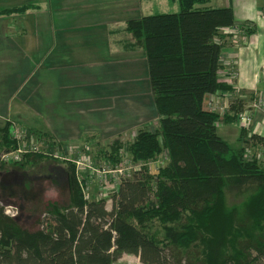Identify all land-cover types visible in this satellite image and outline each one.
Masks as SVG:
<instances>
[{
    "label": "trees",
    "instance_id": "1",
    "mask_svg": "<svg viewBox=\"0 0 264 264\" xmlns=\"http://www.w3.org/2000/svg\"><path fill=\"white\" fill-rule=\"evenodd\" d=\"M178 1V12L133 18L126 26L130 45L146 55L158 126H142L132 141L116 140L111 155L104 153L109 160L121 159L123 149L133 160L164 153L163 167L120 177L108 209L106 197L85 195L74 163L60 162L66 177L53 182L66 199L31 203L35 218L27 226L5 212L2 198L24 205L36 197L33 182L22 183L20 194L6 183L44 156L0 162V264H115L123 254L143 264H264V159L246 157V146L264 145V137L253 133L248 141L242 129L241 145H231L217 130L219 114L204 106L207 95L233 89L219 72L225 39L232 37L222 29L235 26L234 11L205 6L210 0ZM240 109L234 102L224 120L235 121ZM3 125L0 153L16 145Z\"/></svg>",
    "mask_w": 264,
    "mask_h": 264
},
{
    "label": "crops",
    "instance_id": "2",
    "mask_svg": "<svg viewBox=\"0 0 264 264\" xmlns=\"http://www.w3.org/2000/svg\"><path fill=\"white\" fill-rule=\"evenodd\" d=\"M142 1L152 2L0 0V78L9 83L4 91L6 99L0 104V111H4V114L0 113V116L45 130L67 142L82 141L87 134L100 135L103 130L107 134L105 131L114 129L117 125L116 114L109 116L110 121L105 124L107 128L102 125V120L97 119L96 115L103 110L99 100L102 96L104 99L105 89H110L116 95H121L120 90L136 91L135 78L138 74L146 79L148 67L145 52L142 47L130 45L131 35L126 29L128 20L150 15L142 13ZM157 1L165 8L169 1H173L180 10L178 0ZM205 6L231 7L235 26L243 32L253 30L241 42L233 36L225 39L219 80L233 88L220 94L225 108L229 106L223 111L225 116L233 113L230 106L234 102L244 109L264 93V78L261 76L264 69V0H210ZM6 9L19 10L7 14L4 13ZM222 32L226 34L225 29ZM137 60L141 64L135 65ZM119 62H124L126 66L119 65ZM75 64L82 67H72ZM232 67H235L237 77L229 83L227 77ZM57 69L66 72H55ZM36 75L38 79L32 87L22 85L23 78ZM25 88L28 89L27 94H35L37 91L43 94V100L32 109L31 114L23 112L26 107L31 109L25 100H21L16 108L13 107V92L17 96ZM88 88L93 90L87 97ZM61 93L66 97L57 99V102L56 95ZM46 95L50 97L46 98ZM211 96L213 94L206 96L205 108ZM88 99L93 102L94 111L90 123L87 121V108L83 107V102ZM130 103L129 99L124 98L119 107L122 111L132 110L134 107ZM65 106H69L66 108L67 114L62 110ZM57 114L60 119L58 122L53 120ZM224 116L217 122V130L221 131L219 134L229 143L228 138L234 137V145H241V128H236L235 121L224 120ZM253 127L255 133L257 131L264 136L263 111H254Z\"/></svg>",
    "mask_w": 264,
    "mask_h": 264
},
{
    "label": "rangeland",
    "instance_id": "3",
    "mask_svg": "<svg viewBox=\"0 0 264 264\" xmlns=\"http://www.w3.org/2000/svg\"><path fill=\"white\" fill-rule=\"evenodd\" d=\"M158 2L159 1L157 0H152L151 3H146V1H142V4H143L142 5L143 7L141 8L142 13L151 15V14H158V13H164V12L179 11V8L176 7V5L174 4L175 2L173 1L168 2L167 8H165L166 6L159 5ZM137 63L141 64L139 60L136 61L135 65ZM118 64L124 67L126 66L124 62H119ZM72 67H82V66H78L75 64V65H72ZM43 70L44 69L42 68L41 71ZM55 72H59V69H57ZM65 72L63 71L59 73L63 74ZM148 78H149V75H148V68H147L146 79L143 75H140V74L136 75V78H135V83L137 84L136 91L132 90L134 92H130L127 89L120 90L121 95L120 94L116 95L110 92V89L108 90L105 89V91L103 90V93L105 92L104 99L102 96L101 100H99V102L101 101L102 103L103 110H100L99 114L96 115L97 119L99 121L102 120V125L105 126V124L110 121L109 120L110 115L114 113L117 116V120H116L117 125L111 131H105L107 134H105L103 130V132L100 135L87 134L86 136H84V138H82V141L80 140V141H68L67 142V141H63L55 137L54 135H51L45 130L35 129V127L31 128L30 126H28V124L26 125L24 122L23 124L19 120H10L8 118L5 119L0 116V146L5 143L4 142L5 138L3 137V126H4L3 124L8 123V133H9L10 124L13 122H16L18 125L21 124L22 127L28 131L27 139H28L29 144L33 143V141L36 138H39L40 139L39 143L41 146H43L42 144L44 143H48L49 141H52V142L58 143L57 145L60 146L62 151L68 152L70 157L71 156L76 157L78 155L79 156L83 155L85 158V161L90 166V168L81 169V173H82L81 178L83 179L82 184H84L85 186V195L88 198H91L93 194L95 195L96 198L106 197L107 198V208L111 209L112 201L110 199V195L112 194V191L116 187L115 183L117 184L119 182L114 177L113 174L115 171L112 168L120 167L119 169H122V167L124 168L125 166L126 167L125 169L128 168V170H130L132 168L131 170L133 171L138 170L140 168L145 170L146 168L150 170L151 173L155 174L165 164V154L164 153L157 154L154 157L149 158V159L133 160V157L129 153V151L123 149L122 157L119 160H117L114 156L111 160H109L107 157H104V153H110L111 149L115 147L114 142L116 140L126 145V143L133 140L138 128L142 126H148L153 131L158 126L159 115L155 107L150 83H148ZM37 79H38V75L34 77L26 76L25 78H23L21 82L24 87H32ZM6 81H7L6 79L0 78V104L1 105L6 99V94L4 91L7 90V88L9 87V83ZM92 90H93L92 88H88V93L85 96L87 97L90 96L89 94ZM26 92H28V89L26 88L17 96L15 95V91L13 92V98L15 99V105L13 107L16 108V105H18L21 100L22 101L25 100L26 102H28L27 104L30 105L31 109L26 107V110L24 109L23 112L25 111L28 114H31L32 109H34L37 105H39L40 104L39 102L43 100V94L40 91H37L35 94H27ZM47 96L50 97L49 95H46V98H48ZM56 96H57L56 101L59 98L66 97L65 95H62V93L57 94ZM258 97L259 95L257 96V98ZM124 98L129 99V101L131 102L130 106L132 107L133 105L134 107L132 110L131 109H129L128 111L121 110V108L119 107L120 106L119 103ZM210 98L208 99V101L210 100ZM36 99H38V101H36ZM218 102L219 103L216 104L215 106L216 109L214 110L217 111L220 117L221 116L223 117L225 113V112L223 113V111H225L226 108H229V106L226 108L224 107L225 104L222 103L223 102L222 98H219ZM92 104L93 102H91L90 99H88V101L86 102H83V107L86 106L87 108V113H88L87 121L89 123H90L91 113L94 112L92 110ZM68 107L69 106H65V108H62V110H64L63 112L64 113L66 112V114H67L66 108ZM206 108H208L209 110L211 109L210 106H207ZM244 109H241L236 113L235 122H237V124H235V126L236 128H238L239 126L241 130L245 129L247 132L246 140L250 141L251 134L255 133L253 122L249 128H246V127L241 126L237 119V114ZM0 113L4 114V111H0ZM58 116L59 114H57L56 118L53 120L54 121L56 120V122H58V120H60ZM141 123L143 124L141 125ZM105 127L107 128V126ZM116 130L123 131V132L117 133L115 132ZM219 132L221 131L219 130ZM48 134L52 136L51 139L48 138L47 136ZM255 134L263 136L262 133L260 132L258 133L257 131ZM53 138L55 139V141L53 140ZM228 140L230 141L231 145H234L235 143L234 137L228 138ZM0 148L1 150H3L2 147ZM255 148H257V146H255ZM38 162L39 163L35 164L34 168L32 169L29 167L26 168L27 170L26 172H24L23 169L22 170L19 169L18 171L15 172V174H13V176L8 177L10 181L6 183L7 188L13 185L16 193L20 194L19 192L21 191L22 183L27 182V184H31L30 182H33L32 185L35 186L34 193L36 194V197L30 198L28 202H25V203L23 202L24 205L22 204L21 200H19L18 198H15L14 196L13 197L11 196L13 199L6 198V197L2 198L3 206L6 207L8 205H12L15 209H17L18 214L16 217L20 219V221H22V223H24L27 226H29L30 222L33 221V219L35 218L32 215L33 213H30V211L27 209V207H32V205L30 206L31 203L34 205L36 204V207H38L37 204L42 203L43 200L44 201L60 200L63 203V200L66 199V192L64 191L65 190L64 187H58L53 182L54 180L64 181L66 177V169L64 165L62 163L60 164V161L59 163H55L53 159L50 160V158L46 156H44L43 160L38 161ZM30 166L32 167V165ZM95 167L99 171L102 169L104 170V172L110 170L111 172H113V174L112 173L111 174L110 173L101 174V176H103V182L101 183V180L99 178L100 174H98V172L94 170ZM1 173L2 175L4 174V172L2 171ZM126 173H127L125 175L126 177L130 176L128 171H126ZM41 189L43 190L41 191ZM37 192H38V195H37ZM42 216L43 215H41V217ZM154 224H155L156 229L159 230V224L157 222ZM151 231L153 232V230ZM115 264H143V263L139 260L137 256H134L132 254H127V255L123 254L122 258L119 261H117Z\"/></svg>",
    "mask_w": 264,
    "mask_h": 264
},
{
    "label": "built area",
    "instance_id": "4",
    "mask_svg": "<svg viewBox=\"0 0 264 264\" xmlns=\"http://www.w3.org/2000/svg\"><path fill=\"white\" fill-rule=\"evenodd\" d=\"M225 33L232 35L235 38V40L239 42L244 41V39L246 38L245 36L246 34L243 31H241V29L237 26L227 28L225 30ZM232 66H235V65L233 64ZM261 76L264 78V69L262 70ZM236 77H237L236 69L235 67H232V70L230 71V74L227 77V81L229 83H232L236 79ZM221 93L223 92H217L216 94H213V96L208 101L207 106L211 107L210 110L215 111L214 110L216 109L215 106L217 103H219L218 99L221 98L222 96L220 95ZM256 110L257 111L261 110L264 112V93L260 94L258 98L254 99V101L251 103V105H249L248 108L240 111L237 114V119L240 125L243 127L249 128L253 122V117H254L253 115H254V111ZM9 133H10L11 139L15 141L16 145L14 148L6 150L0 154V162H5V163L18 162V161H21L26 155H29V154L43 155L50 159L57 160L60 162H72L76 166V176L78 178V181L81 184V188L83 189V192L85 193V186L84 184H82L83 179L81 178L82 176L81 169L90 168V166L85 161V158L83 155H80V156L78 155L76 157L71 156L72 157L71 158L68 152L62 151L60 146L57 145L58 143L49 141L48 143H44L42 144L43 146H41L39 143L40 142L39 138H36L33 141V143L29 144L28 139H27L28 131L25 128H23L21 124L18 125L16 122H13L10 124ZM255 153L257 155V158L264 159V145H258L257 148L252 147L250 145L246 146V157L247 158H252ZM119 168L120 167L112 168L115 171L114 174L110 170L104 172L103 169L99 171L98 169H96V167L95 169L94 168L93 169L96 170L98 174H100L99 178L101 180V183L103 182V176H101V174L103 173H110V174L112 173L114 177L116 178V180L119 181L120 177H125V175L127 174L126 171H128L130 175H132L133 172L137 171V170L135 171L131 170L132 168L130 170H128V168L125 169L126 168L125 166L124 168L122 167V169H119ZM115 186H116V183H115ZM5 212L12 217H16L18 214V210L15 209L12 205L6 206Z\"/></svg>",
    "mask_w": 264,
    "mask_h": 264
}]
</instances>
